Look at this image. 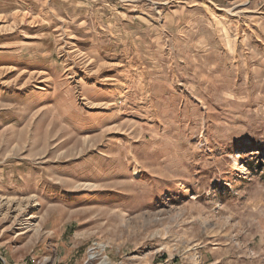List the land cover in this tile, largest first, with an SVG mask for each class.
Listing matches in <instances>:
<instances>
[{
    "label": "rangeland",
    "instance_id": "1",
    "mask_svg": "<svg viewBox=\"0 0 264 264\" xmlns=\"http://www.w3.org/2000/svg\"><path fill=\"white\" fill-rule=\"evenodd\" d=\"M0 197V264H264V0H0Z\"/></svg>",
    "mask_w": 264,
    "mask_h": 264
},
{
    "label": "bare ground",
    "instance_id": "2",
    "mask_svg": "<svg viewBox=\"0 0 264 264\" xmlns=\"http://www.w3.org/2000/svg\"><path fill=\"white\" fill-rule=\"evenodd\" d=\"M8 199V198H7ZM5 206H7V210H22L23 209V203L22 202H15V201H11V200H5L3 197H0V209L1 208H5ZM26 207V206H25ZM25 210V208H24ZM17 216V215H16ZM18 218V217H16Z\"/></svg>",
    "mask_w": 264,
    "mask_h": 264
}]
</instances>
